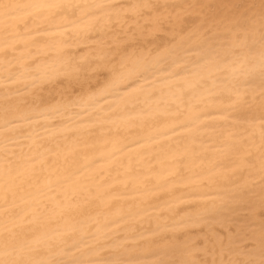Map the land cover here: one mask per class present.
Returning <instances> with one entry per match:
<instances>
[{"label": "bare ground", "instance_id": "6f19581e", "mask_svg": "<svg viewBox=\"0 0 264 264\" xmlns=\"http://www.w3.org/2000/svg\"><path fill=\"white\" fill-rule=\"evenodd\" d=\"M58 2L0 0V264H260L264 0Z\"/></svg>", "mask_w": 264, "mask_h": 264}, {"label": "snow or ice", "instance_id": "6c2138e0", "mask_svg": "<svg viewBox=\"0 0 264 264\" xmlns=\"http://www.w3.org/2000/svg\"><path fill=\"white\" fill-rule=\"evenodd\" d=\"M150 2L148 3H140L139 6L142 8H146ZM14 7H18L12 4H3L0 3V9H12ZM46 7L50 8H56L60 10L61 13L64 15H73L75 16L78 12H83L85 7H90V8H96V9H101L104 7H111L114 9H117L119 11H123L126 7H129L133 10H135L136 5H124V4H113L111 0H108L107 4H90V5H83L80 3L75 2V0H60L58 3H52L49 5H46ZM138 55L136 52H129L126 48L123 50L121 53L122 58L117 60V64H119L121 67L124 65L125 61L131 60L135 58ZM113 74H115V69L112 70ZM91 86V85H90ZM262 141H264V135L261 136ZM262 147H264V143H262ZM239 206V200L236 197H233L231 200H226L223 201L220 207L217 209L218 211H221L223 213L224 219L227 220L228 213L233 211L235 207ZM264 242V241H262ZM229 251H233V249H229ZM71 264H91V262L87 261H80V260H72ZM176 264H179V262H176ZM186 264H192V262H186ZM215 264V262H213ZM224 264H256L255 261L252 260H244L237 258L235 260H226ZM260 264H264V259L260 262Z\"/></svg>", "mask_w": 264, "mask_h": 264}]
</instances>
